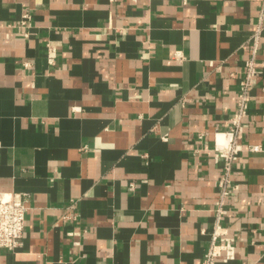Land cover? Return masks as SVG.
<instances>
[{
	"label": "crops",
	"instance_id": "obj_1",
	"mask_svg": "<svg viewBox=\"0 0 264 264\" xmlns=\"http://www.w3.org/2000/svg\"><path fill=\"white\" fill-rule=\"evenodd\" d=\"M263 2L0 0V194L26 207L0 264H200L257 28L216 264H264Z\"/></svg>",
	"mask_w": 264,
	"mask_h": 264
},
{
	"label": "built area",
	"instance_id": "obj_2",
	"mask_svg": "<svg viewBox=\"0 0 264 264\" xmlns=\"http://www.w3.org/2000/svg\"><path fill=\"white\" fill-rule=\"evenodd\" d=\"M264 4V2L262 3ZM29 16L22 15L21 24L26 25ZM259 33L257 28L252 35L251 58L245 62V76L239 82L236 107L229 119L228 128L220 133V139H214L212 147V159L214 163L220 164V173L217 181V199L214 206V222L210 233V242L202 257L200 264H216V258L224 254L226 260L233 257L232 239L227 236L221 222L226 213L225 199L231 192L236 191L237 185L231 180L233 165L243 151L238 139L242 133L244 118L248 112L249 88L257 75L254 66V57L259 48ZM47 61L53 63L51 54L53 49L49 48ZM176 59H181V53L174 54ZM247 151H258L259 146L248 145ZM25 211L22 195L12 197L0 194V249L14 251L21 246L22 233L25 221Z\"/></svg>",
	"mask_w": 264,
	"mask_h": 264
}]
</instances>
